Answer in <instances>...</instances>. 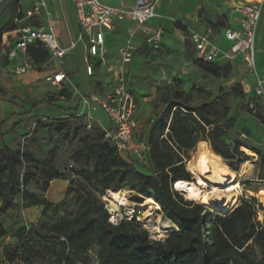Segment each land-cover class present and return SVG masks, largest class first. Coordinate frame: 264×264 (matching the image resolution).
Returning <instances> with one entry per match:
<instances>
[{
    "label": "trees",
    "instance_id": "16d2710c",
    "mask_svg": "<svg viewBox=\"0 0 264 264\" xmlns=\"http://www.w3.org/2000/svg\"><path fill=\"white\" fill-rule=\"evenodd\" d=\"M29 54L37 67L50 60L48 50L40 45L31 47ZM196 63L220 78V67L200 60ZM244 96L242 89L243 100ZM230 97V93L221 92L215 100L200 106H190L183 93L164 100L165 112L172 115V120L164 138V130L158 125L147 134L151 164L146 168L123 159L100 129H95L94 136L86 135L85 128L81 133L76 131L74 138H79V145L70 156L76 166L71 171L72 178L56 168L55 148L50 150V158L42 162L27 150L4 146L0 149V214L15 209V199L20 195V208L44 207L36 224L16 232L18 244L4 247L7 263L20 260L24 264H86L96 257L100 264H264V225L259 223L252 205L256 199L215 217L203 206L209 207L208 204L184 201L173 190L177 182L191 181L186 170L188 161L186 165L184 161L201 141H207L212 153L220 156L232 171L236 172L245 161L240 144L234 143L231 149L233 141L226 138V132L235 124L229 117ZM47 104L42 101L37 106ZM37 126L43 128L41 123ZM47 128L60 138L72 140L73 125L60 122ZM37 177L42 180L43 192L53 180H70L64 199L54 204L29 193L27 187ZM76 177L80 183L74 187ZM126 186L137 193L132 202L152 198L175 225L176 230L164 242L149 239L148 233L134 223H109L101 197L108 190L117 192ZM71 208H76V212L71 213ZM8 233L0 225V238ZM93 245L97 252L93 253ZM254 247L260 250V260L254 257Z\"/></svg>",
    "mask_w": 264,
    "mask_h": 264
},
{
    "label": "rangeland",
    "instance_id": "374dc122",
    "mask_svg": "<svg viewBox=\"0 0 264 264\" xmlns=\"http://www.w3.org/2000/svg\"><path fill=\"white\" fill-rule=\"evenodd\" d=\"M19 2V0H9L5 5L0 7V52L2 51V41L4 39L3 33L9 29H15V25H13V23L17 17ZM100 2L106 3L105 0H100ZM30 3L31 0H24L21 6V15L19 18H23V20L21 22L22 24H19V26H27L32 23L33 19H25V13L32 8V4ZM62 8L65 11V18L72 21L71 26L68 25V31L66 29V25L60 29L61 40L65 43L69 34L72 39L75 37V27L73 24L74 19L72 7L69 0H65L63 2ZM260 29V33L262 35L261 45L264 46V19L261 21ZM82 56L83 51L81 46H79L75 51L74 56V61L79 66H83ZM196 60V55L187 41L185 58H182L180 55H174L168 60H162L164 64L167 62L169 66L170 64L172 66V69H169L170 67L167 69L168 78L166 80L161 81L158 74L154 73L153 68L156 67V65L151 66L149 70L142 73V79L135 82L133 85V93L136 95L135 105L138 110L140 121V129L138 132L134 131V137L137 140H142L140 137L149 133L151 127L154 125H158L160 130H164L163 138L166 136L168 127L172 120V115H168L165 112L166 107L163 104V101L168 98L171 99L176 93H183L188 99L190 106H200L202 104L212 102L221 95V92L224 94L230 93L231 97L229 99V117L234 119L235 124L230 130L226 132V138L228 140H232L234 143H239L240 151L243 152V159L245 161L240 165L236 172H241L244 170L248 163L249 166H251L252 177H244L239 180L242 183L243 189L255 193L259 192L261 188H264V182H261L264 180L259 179L264 178V115L259 114L257 117H252L245 111V102L242 99V81L245 77V70L238 64L233 65L231 63H225L220 67V78H216L203 71L200 68L201 64L196 63ZM60 66L65 71H70L69 64L66 63V61H64V63ZM162 66L164 65L162 64ZM52 67V65H49L39 73L33 72L16 80H13L3 71H0V122L9 116L29 118L27 116L32 115L34 111H36L38 114L42 113L41 110L44 106L37 108V104L42 101L48 100L52 107H59L54 102L57 101L60 90L47 83L44 79V75L41 74L43 71H51L53 69ZM71 75L72 73H70V78H72ZM77 77L80 78L79 75H77L76 77L74 76V79ZM95 80L94 82H96ZM97 80H101V82H98L97 85L92 83L88 92L81 90L79 86H76V88H78L83 95L90 93H102L105 83H103L101 76L100 79ZM67 86L68 85H65L64 89ZM64 104L65 103H63V105ZM25 121H27L25 129H29V133L20 137L17 143V149H23L26 151L28 148V143L35 142V140L31 141V139L35 137L33 135L39 133L40 136L43 137V140H40L45 141V143L42 145H37V148L39 149L35 150L37 157H39V159L43 162L50 158V150L55 148L56 155L54 164L58 169L65 170L68 178H72L71 171L76 169V166H74L70 160L72 151L79 145V138H74L76 131L81 133L82 129L85 128L86 135L94 136L95 129L102 130V127L96 121H88L84 117H79L77 113L70 114L66 118H52L50 116H46L45 114H40L35 115V117L32 119L24 120V122ZM60 122L73 125L72 140L67 141L64 138H58V135L54 130L48 134L45 133V129L48 126L54 127ZM38 123H41L43 128L38 127ZM241 134H245L247 138H243ZM245 149L250 150L251 153L248 154ZM196 158L197 145L188 153V157L184 161L185 165L187 161ZM125 160L127 162H131L126 158ZM186 170L190 173L191 180H193V175L188 170L187 165ZM73 179L75 181L74 187H77L79 185L78 183H80L78 181V177ZM97 189H99V187H97ZM173 190L175 191L174 188ZM112 192L115 191L109 190V192H106L104 195L105 202L108 205H111L112 209L117 211L124 221L134 223L138 228L146 231L149 235V239L153 241H160L156 239V235L153 233L160 229L164 233V238L161 240V242H164L168 238L170 232L176 230L174 227H167V218L160 212H154L153 215L148 216L147 209H134L131 200L132 197L137 195L134 188L126 186L119 189V192H122L131 202L130 206H123L114 202L111 197ZM179 195L184 199V201H186V198L181 193H179ZM245 195H248V193H245L243 196L245 197ZM253 198L256 200L255 202H252V205L256 208V211L259 212V218L263 217L262 212L260 211L264 209V207L261 205L260 201L257 200V198ZM242 202H244V200L240 197L239 203L236 207H239ZM199 203L200 202L195 204ZM203 206L215 217L223 215L222 212L213 208L211 205H208L210 208L205 205ZM70 212L75 213L76 208H71ZM169 224L170 226L173 225L172 222ZM8 231L12 232L13 228H9ZM253 251L254 257L257 260H260L261 253L259 248L254 247ZM94 252H97V247L95 245H93V253ZM40 264L46 263L42 262ZM86 264L100 263L96 258H94L88 261Z\"/></svg>",
    "mask_w": 264,
    "mask_h": 264
},
{
    "label": "built area",
    "instance_id": "2783aa9c",
    "mask_svg": "<svg viewBox=\"0 0 264 264\" xmlns=\"http://www.w3.org/2000/svg\"><path fill=\"white\" fill-rule=\"evenodd\" d=\"M8 1L0 0V7ZM19 1L17 17L13 23L15 29L3 33V37L7 36L8 47L3 52L5 65L0 60V71L11 78H17L40 70L43 66H36L29 54V49L35 45L43 46L49 52V62L58 64L55 66L56 73L47 76L45 80L62 92L64 84H71V81L60 65L67 52L73 50L76 44H72L69 48L60 45L54 17L49 10L47 0H31L32 8L25 13V19H33L32 23L19 26L23 20L19 17L24 0ZM71 2L79 27L77 43H81L84 47L86 71L89 76L94 74L93 59H98L99 65L107 66L108 49L105 33L115 31L116 22L132 24L128 30V38L118 52V64L110 81L111 91L105 98H100L94 95H83L74 86L73 96L80 99L79 117L92 121L93 113L96 112H103L108 116L112 130L105 132V139L123 159H129L140 167H149L151 145L146 140H137L134 137V131L137 128L134 120L135 103L128 88L127 73L128 66L138 53V48L134 44L137 31L144 32L147 45L155 50L159 49L163 29L151 30L145 29L144 26L158 17L157 8L161 0H136L132 5H126L121 0V4L117 7L102 3L100 0H71ZM234 15L236 19L234 25L229 24L223 32V37L229 44L228 48L219 46L213 40L214 29L212 27H208L205 32L191 31L190 41L198 53V60L203 63L221 67L225 63H234L239 59L243 62L248 74L255 79L252 88L243 87L245 111L250 116L257 117L259 114L264 115V75L258 71L256 50V35L261 9L256 5L239 4L234 10ZM60 98L66 99L63 93ZM233 147L234 142H231L230 148L233 149ZM104 198V196L101 197L109 213V223L119 226L124 221L123 218L105 202ZM245 201L251 202V199H245ZM260 212L264 214V209ZM257 216L259 223L264 225V215L263 219H260L257 212ZM13 264L24 263L16 260Z\"/></svg>",
    "mask_w": 264,
    "mask_h": 264
},
{
    "label": "crops",
    "instance_id": "0c3cea01",
    "mask_svg": "<svg viewBox=\"0 0 264 264\" xmlns=\"http://www.w3.org/2000/svg\"><path fill=\"white\" fill-rule=\"evenodd\" d=\"M65 0H47L49 10L54 17V25L56 34L58 37V41L60 45L64 48H69L72 44H76L75 48L69 52H67L66 56L62 60V63L66 61L69 64V70L65 71L68 75L71 84L65 83L68 85L65 89L63 87V91H59L60 94L57 97L56 103L59 107H52L48 102L45 105L40 114H45L46 116H50L52 118H66L70 114L79 113L80 111V99L79 97L73 96V87L79 86L81 90L87 91L90 89V85L98 82H101L100 76L102 78L103 83V92L99 94H87V96H97L100 98H105L107 93L111 91L110 81L113 78V73L116 65L118 64L119 59V49L125 43L128 38V30L132 27V24L129 22H116V29L113 32L105 33V42L108 49L107 56V66L99 65L98 59H93V64L95 65L94 74L89 76L86 71V61H85V50L81 43H77V39L79 36V27L77 23V18L75 14V9L71 0H69L74 19V27H75V37L72 39L70 34L68 35V39L64 43L61 40L60 29L64 25H66V29L68 31V25L71 26L72 21L67 20L65 18V11L62 8V4ZM106 4L112 6H119L121 4V0H105ZM126 5H132L136 0H122ZM239 4H249L259 6L261 9V17L260 22L257 29L256 35V50H257V66L258 71L261 75H264V46L261 45L262 35H261V21L263 18V10H264V0H161L158 8L157 14L158 17L148 22L144 28L155 30L157 28L163 29V35L161 44L159 49L155 50L153 47L146 44V35L142 30L137 31L134 37V44L138 48V53L135 55L132 63L128 66L127 80H128V88L130 93L133 96L134 103L136 95L133 93V85L135 82L142 79L141 75L145 71L149 70L151 66H155L153 68L154 73L158 74L159 79L166 80L168 78L167 69H172L171 64L168 65L167 62H162V60H168L174 55H180L182 58H185L186 52V42L188 41L192 50L196 55V59L198 60V53L194 50L193 45L190 41V33L191 31L205 32L208 27H212L214 29L213 40L221 47L228 48L229 44L223 37V32L229 24H233L235 22L234 10ZM69 23V24H68ZM7 36H4V43L2 41V51L0 52V60L2 64L5 65V58L3 56V52L7 50L8 42L6 40ZM81 46L83 51L82 62L83 66L77 65L74 61L75 51L77 48ZM162 64L165 66H162ZM233 65L238 64L243 67L245 70V77L242 81L244 88H252L254 85V77L248 74L246 66L239 59ZM49 65H52L53 69L49 72L41 73L44 75V79L47 76H50L56 73V67L58 64L49 62L45 66H43L40 70L36 72H40L45 69ZM72 73L70 78V73ZM79 75L80 78L74 79ZM24 76V75H23ZM22 77V76H20ZM17 78H12L16 80ZM96 79V80H95ZM94 80L96 82H94ZM71 88H70V87ZM78 89V88H77ZM64 94L66 99L62 100L60 98L61 94ZM63 103H65L63 105ZM62 104V105H61ZM38 105V104H37ZM76 106V107H75ZM42 106H37L40 108ZM36 111L32 115L26 117H15L9 116L5 118L2 122H0V149L4 146H7L10 150L17 149V143L20 137L25 136L29 133V129H25V125L27 121L35 117V115H40ZM253 117V116H252ZM25 118V119H24ZM134 120L137 124V128L135 132L140 129V121L138 110L135 105L134 111ZM96 121L104 132L112 130V124L108 118V116L103 112L93 113V120ZM32 130V129H30ZM51 132L49 128L45 129V133L48 134ZM148 134V133H147ZM147 134L140 137L142 140H146ZM35 136L31 141L33 143H28L27 151H29L38 161H41L35 150H39L37 148L38 144H44L45 141L43 137L40 136L39 133L33 135ZM243 138H247L245 134H241ZM59 138V137H58ZM24 139V138H22ZM41 139V140H40ZM57 168V167H56ZM58 169V168H57ZM61 172H65V170H60ZM42 180L38 177L35 181L30 183L27 187L29 193L35 194L39 198H45L46 200L58 204L60 203L65 195L67 188L69 186V181L66 179L53 180L50 182L48 189L43 192L41 190ZM245 199H253V197L249 195L243 196V200ZM258 200V199H257ZM23 203L22 196L20 195L15 199V204L17 205L15 209H12L5 214H0V225H2L5 229L13 228V231L0 238V264H8L5 260L3 249L6 245H17L18 238L16 236V232L30 224H36L41 218L44 207L43 206H34L30 208H20ZM233 210V209H232Z\"/></svg>",
    "mask_w": 264,
    "mask_h": 264
},
{
    "label": "bare ground",
    "instance_id": "6f19581e",
    "mask_svg": "<svg viewBox=\"0 0 264 264\" xmlns=\"http://www.w3.org/2000/svg\"><path fill=\"white\" fill-rule=\"evenodd\" d=\"M202 143L207 146L203 153H201L199 147ZM245 151L248 154L251 153L248 149H245ZM201 155L204 156L205 160L203 164L200 161ZM187 168L192 173L193 180L180 181L174 185V189L181 193L187 201L205 203L225 213L234 209L239 203L240 197L248 193L251 197L257 198L264 207V188L256 193L246 191L243 189L241 181H239L244 177L251 176L249 163L241 172L232 171L220 156L212 153L208 142L202 141L197 144V158L188 161ZM111 197L119 205L130 206L131 202L122 192H112ZM132 203L134 209H147L148 216L153 215L154 212L163 214L160 205L152 198H148L142 203ZM260 219H263V217H260ZM166 221L167 227L175 228L174 224L170 226L171 221L169 219ZM153 233H155L157 240L161 241L164 238V233L160 229Z\"/></svg>",
    "mask_w": 264,
    "mask_h": 264
},
{
    "label": "clouds",
    "instance_id": "9594fccd",
    "mask_svg": "<svg viewBox=\"0 0 264 264\" xmlns=\"http://www.w3.org/2000/svg\"><path fill=\"white\" fill-rule=\"evenodd\" d=\"M199 147H200V150H201V153H203L204 152V150H205V148L207 147L205 144H200L199 145ZM200 161H201V163L203 164V163H205V160H204V156L203 155H201V157H200Z\"/></svg>",
    "mask_w": 264,
    "mask_h": 264
},
{
    "label": "water",
    "instance_id": "95a60500",
    "mask_svg": "<svg viewBox=\"0 0 264 264\" xmlns=\"http://www.w3.org/2000/svg\"><path fill=\"white\" fill-rule=\"evenodd\" d=\"M261 182H264V181H261Z\"/></svg>",
    "mask_w": 264,
    "mask_h": 264
}]
</instances>
